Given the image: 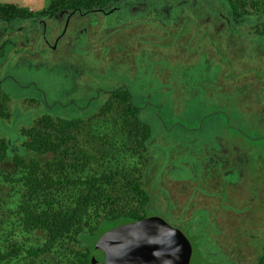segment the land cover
Segmentation results:
<instances>
[{
  "label": "rangeland",
  "instance_id": "rangeland-1",
  "mask_svg": "<svg viewBox=\"0 0 264 264\" xmlns=\"http://www.w3.org/2000/svg\"><path fill=\"white\" fill-rule=\"evenodd\" d=\"M12 1L1 0L0 5L43 16L34 26L11 23L21 31H9L14 42L7 49L16 50L0 55V139L14 144L13 154L22 150L23 128L33 126L42 115L58 112L74 118L81 114L77 107L123 83L142 120L151 126L155 158L147 152L146 162L121 148L119 138L106 145L102 140L97 151L90 150L95 157L88 168L80 166L73 178L84 180L125 165L144 170L154 206L148 217L163 218L189 238L191 264H262L264 33L260 36V31L264 24L258 32L245 24L221 28L225 11L209 0L204 4L196 0L188 8L186 3L192 0L178 5L174 0H150L142 11L135 0H121L122 9L114 15L92 14L91 20L64 10L62 21L50 15L59 14L52 0H33L31 7ZM250 3L264 10V0ZM5 22L0 19V45L10 39L4 35ZM29 28H36L34 36ZM81 28L89 31L82 34ZM23 42L28 51L20 48ZM95 123L90 127L93 132L113 131L102 129L111 122ZM103 147L109 153L104 155ZM153 161L149 172L144 165ZM10 165L0 167L5 174L0 175V249L15 242L24 248L41 247L45 232L25 231L21 224L20 206L27 187L4 177L13 173ZM240 169L246 173L242 182L237 177ZM219 191L221 195L216 194ZM88 224L100 227L89 245L122 226L117 220L99 222L94 214ZM72 248L66 240L41 258L23 254L0 264H64L74 259Z\"/></svg>",
  "mask_w": 264,
  "mask_h": 264
},
{
  "label": "trees",
  "instance_id": "trees-1",
  "mask_svg": "<svg viewBox=\"0 0 264 264\" xmlns=\"http://www.w3.org/2000/svg\"><path fill=\"white\" fill-rule=\"evenodd\" d=\"M174 1V4L178 5L186 0ZM209 1L211 4L222 6L225 11L221 28L245 24L253 25L257 31L259 26L264 24V10L250 3V0ZM195 2L196 0H192V3H186L187 8L194 7ZM204 3L202 0V4ZM118 5L122 6L119 0H52L55 10L66 9L84 14L110 11ZM0 8L3 9L0 10V19L9 23L37 25L35 20L43 17L38 14L28 16L27 9L11 5H0ZM5 9L9 11H5L7 19L3 17ZM18 15L21 17H17ZM191 23L193 27L196 26V22ZM262 33L264 28L260 31V36ZM236 35L233 34L234 37ZM183 38L182 35L180 39ZM191 39L192 37L189 42ZM223 39L222 36L220 40ZM95 96L97 97L91 104L87 105L88 100L83 108L77 107L80 111L77 112L81 114L74 115V118L50 112L39 117L33 126L23 128L22 150H18V153L13 154L12 142L5 138L0 139V167L9 163V168L14 169L11 175L4 177L12 182H23L27 187L25 200L20 206L21 224L25 231L41 230L46 234V243L41 247L24 248L15 242L6 249H0V262L23 254H28L32 259L41 258L51 254L60 243L68 240L73 244L71 254H74V259H68L64 264H91L96 242L89 245V238L100 228L89 226L88 219L91 214L96 215L99 222L117 220L123 225L147 218L153 209L151 193L145 186V172L139 168L133 171L125 165L116 171L87 175L84 180L73 178L72 174L78 171L80 166L84 170L88 168L95 157L90 150H96L97 144L102 140L106 145L109 139L113 141L119 138L121 148L145 158L146 162L149 161L147 152H151L155 158L153 150L150 149L153 142L151 126L142 120L140 109L129 87L122 83L111 89H104ZM72 106L76 108V105ZM103 121L111 122L113 127L105 124L102 129L113 131L103 135V132H93L90 129L96 125L94 122ZM100 151H103L104 155L105 152L109 153L106 147ZM149 164L144 165V168L150 172L154 161ZM0 171V175H5ZM14 174L21 175L15 178L12 176ZM216 194L221 195L220 191ZM261 258H264V249Z\"/></svg>",
  "mask_w": 264,
  "mask_h": 264
},
{
  "label": "water",
  "instance_id": "water-1",
  "mask_svg": "<svg viewBox=\"0 0 264 264\" xmlns=\"http://www.w3.org/2000/svg\"><path fill=\"white\" fill-rule=\"evenodd\" d=\"M193 245L160 217L114 228L95 245L91 264H191Z\"/></svg>",
  "mask_w": 264,
  "mask_h": 264
},
{
  "label": "flooded vegetation",
  "instance_id": "flooded-vegetation-1",
  "mask_svg": "<svg viewBox=\"0 0 264 264\" xmlns=\"http://www.w3.org/2000/svg\"><path fill=\"white\" fill-rule=\"evenodd\" d=\"M119 3L121 4L122 3V1L121 0H119ZM134 3H136L135 4V6L138 8V10H143V8H145L146 6H147V4L149 5V0H136ZM134 6V5H133ZM142 7V8H141ZM120 9H121V6L120 5H118V6H116V7H114V9L113 10H110V11H105V13H110L111 15H114L115 14V12H117V11H120ZM64 10H66V9H60L57 13H59V14H50L52 17H54L55 19L56 18H58L57 20H59V21H62L65 17L62 15V13H61V11L62 12H64ZM132 12H133V10H132ZM75 13V12H74ZM101 13H103V12H101ZM78 15H80V18H89V19H91V17L92 16H90V15H92V14H99V13H87V14H84V13H77ZM92 20V19H91ZM39 22H41V21H39ZM45 21H42V23H44ZM91 23H92V21H91ZM41 24V23H40ZM44 24H46V23H44ZM94 24V23H93ZM13 25L11 24V23H8V21H6L5 22V25H4V27L5 28H3V31H5V34L4 35H8L9 36V38L11 39H7V41H5L2 45H0V55L2 54H5V53H12V51H15L16 49V47H11L10 49H7V46H8V44H12L14 41L12 40V35L10 36L8 33H9V31H12V32H14V33H20L19 31H21L20 29H16V27H12ZM34 26V25H33ZM32 26V27H33ZM40 26V25H39ZM42 26V25H41ZM47 26V25H46ZM37 28V27H36ZM35 28V29H36ZM35 29H31V28H29L28 30H27V32H32L31 33V35L32 36H34L33 34H34V32H35ZM80 31V33H85L86 31H89V29L88 28H81V30H79ZM27 32H25V33H27ZM25 33H23L22 34V38L24 39L25 37H26V35L27 34H25ZM44 33H45V31H44ZM37 37H38V35L37 34H35V38L37 39ZM0 38H1V36H0ZM24 41V40H23ZM25 45H24V42H23V45L20 47L21 49H23V50H27V49H25V48H23ZM28 51V50H27ZM13 54H17V53H13ZM1 85V84H0ZM93 100V99H92ZM90 104H91V102H90ZM88 105V104H87ZM84 107V106H83ZM83 107H81V108H83ZM246 176V173H244V171L242 170V169H240L239 171H237V177H238V179H239V181L240 182H242V180H243V178ZM234 178V177H233ZM226 192H227V189H226ZM226 196H227V193H226ZM228 197V196H227Z\"/></svg>",
  "mask_w": 264,
  "mask_h": 264
},
{
  "label": "crops",
  "instance_id": "crops-1",
  "mask_svg": "<svg viewBox=\"0 0 264 264\" xmlns=\"http://www.w3.org/2000/svg\"><path fill=\"white\" fill-rule=\"evenodd\" d=\"M32 2H33V0H13L12 1V3H14L16 5L18 4V5L22 6V7H31V5H33Z\"/></svg>",
  "mask_w": 264,
  "mask_h": 264
}]
</instances>
